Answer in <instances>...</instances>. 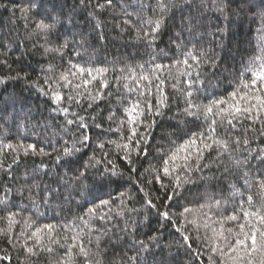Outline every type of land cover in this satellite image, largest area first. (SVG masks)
I'll list each match as a JSON object with an SVG mask.
<instances>
[{"label": "trees", "instance_id": "16d2710c", "mask_svg": "<svg viewBox=\"0 0 264 264\" xmlns=\"http://www.w3.org/2000/svg\"><path fill=\"white\" fill-rule=\"evenodd\" d=\"M262 72L264 0H0V264H234Z\"/></svg>", "mask_w": 264, "mask_h": 264}, {"label": "snow or ice", "instance_id": "6c2138e0", "mask_svg": "<svg viewBox=\"0 0 264 264\" xmlns=\"http://www.w3.org/2000/svg\"><path fill=\"white\" fill-rule=\"evenodd\" d=\"M110 2V0H109ZM161 7H163V3H161L160 5ZM101 7H103V5H101ZM37 27L41 30H47L50 29L52 27V25L49 24H45L43 22H41L40 24L37 25ZM156 28H159V22L156 23ZM153 31H155V29H153ZM189 55H191L189 53ZM185 63H187V61H185ZM157 67H160L159 65ZM81 71H83V69H81ZM143 79H147V77H142ZM264 81V72L257 74L256 78L253 79L251 81V85L255 86L257 84V81ZM244 87H249L248 84H245ZM261 88H264V84L261 85ZM257 91H260V89H257ZM233 97L235 98V93L233 94ZM59 98V97H57ZM241 100H244L245 102H248L249 97L247 96V94H245L244 96L240 97ZM252 99H255L257 101V104L252 105L251 107H245L243 109L244 112L247 113H251L253 111V109H257V112L259 111V109L264 108V96H260L257 95L255 97H252ZM222 103V102H219ZM66 111V109H65ZM129 111H135V106L130 109ZM187 111V110H186ZM206 111L207 112H212V108L211 107H206ZM236 112H241V108L240 107H236L235 109ZM191 114V113H190ZM257 119L259 118L258 115L256 117ZM212 123H216V121H212ZM229 123H231V120H229ZM213 131H215V129H213ZM203 135V134H201ZM85 139H87V137H85ZM191 143H195V141H191ZM206 147H210V145H205ZM30 148H32V145H29ZM43 151V150H41ZM66 154H68V150H65ZM167 163V162H165ZM164 172L167 174L168 169L167 167L164 168ZM261 187H264V183L261 184ZM249 201L253 200L252 196L248 197ZM101 204H108V201H101ZM217 204H219V201H217ZM94 209H89V212H94ZM185 212L190 211L189 209H185ZM183 214V213H182ZM165 217L168 216L167 213H164ZM244 217H249V216H257L259 218V224L264 225V215H261L259 213V211L256 212H252V213H248V212H244L243 213ZM83 219V218H81ZM229 220H236L237 216L236 215H232L230 217H228ZM45 228L51 230L52 226L51 225H45ZM248 229L247 231H245V229ZM37 232H40L41 229H37ZM231 231V230H229ZM36 233H33V235H35ZM73 240L78 239V237H72ZM185 239H188V237H185ZM73 248L76 247L75 245L72 246ZM221 251V253L223 255L228 256L230 259H232L234 261V264H239L240 261L244 260V256H241L240 253H244L246 256L251 257V255L255 252L258 251H264V228L259 227V226H254L251 223L248 224H240L239 225V232L236 233L235 236V241L234 243L232 242H228L227 243V250L225 251L224 248L219 249ZM29 251L31 252V249H29ZM49 251H51V249H49ZM69 251H71V249H69ZM80 252L84 253L86 255L85 249L83 248V246L80 247ZM232 253H236L235 256H232ZM57 264H67V262L61 258ZM221 264H223V262H221ZM247 264H253L251 259H248Z\"/></svg>", "mask_w": 264, "mask_h": 264}]
</instances>
